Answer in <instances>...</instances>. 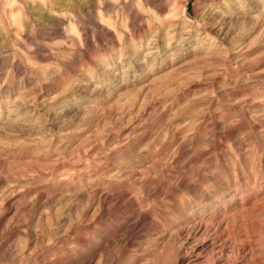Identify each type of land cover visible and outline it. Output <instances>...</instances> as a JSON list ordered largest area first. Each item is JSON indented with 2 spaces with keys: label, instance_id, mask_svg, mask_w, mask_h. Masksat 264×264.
I'll use <instances>...</instances> for the list:
<instances>
[{
  "label": "rangeland",
  "instance_id": "rangeland-1",
  "mask_svg": "<svg viewBox=\"0 0 264 264\" xmlns=\"http://www.w3.org/2000/svg\"><path fill=\"white\" fill-rule=\"evenodd\" d=\"M72 13L89 51L62 78L0 31V264H264V0Z\"/></svg>",
  "mask_w": 264,
  "mask_h": 264
},
{
  "label": "clouds",
  "instance_id": "clouds-1",
  "mask_svg": "<svg viewBox=\"0 0 264 264\" xmlns=\"http://www.w3.org/2000/svg\"><path fill=\"white\" fill-rule=\"evenodd\" d=\"M118 2V0H115ZM59 0H0V31L7 33L9 30L15 29L14 35L19 44H22L27 52L34 53L37 49L40 50L41 55L44 57H50L48 63L43 65H37L32 63V67H40L42 72H47L49 68L55 71L51 74L50 78H62L68 74L70 69L77 63H79L85 53L89 51L85 47V41L82 39V33L80 30V23L76 16L73 15L72 9L75 7V0H64L65 7L58 13H55L68 21V25L63 24L57 26L53 23H44L40 26L33 24L27 15L22 17L23 22L27 23L29 27L26 29L20 15L10 16V9L23 10L25 7L31 5L34 10L46 9L49 12L57 7ZM39 6V8L37 7ZM37 20L40 17H36ZM8 27L5 28V24ZM59 27L60 31L64 34V39H58L55 33ZM77 48L81 49V53L75 59L71 57V51H75ZM65 49L70 51H65ZM64 61V67H60L59 62ZM9 73V77H11ZM35 79V74H29ZM86 79H73L71 81L72 87L75 86H93L94 90H102L103 83L100 81L96 71H92L85 74ZM40 80H36L35 86H39ZM4 83H9V78H5L3 83H0V88Z\"/></svg>",
  "mask_w": 264,
  "mask_h": 264
}]
</instances>
